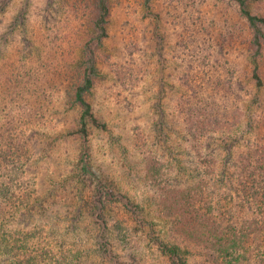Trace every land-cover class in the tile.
<instances>
[{
  "label": "trees",
  "instance_id": "trees-1",
  "mask_svg": "<svg viewBox=\"0 0 264 264\" xmlns=\"http://www.w3.org/2000/svg\"><path fill=\"white\" fill-rule=\"evenodd\" d=\"M221 1L214 18L224 12L225 34L206 45L210 57L184 68L176 103L181 153L142 147L146 189L133 195L99 182L91 163L92 129H107L90 95L100 77L98 49L109 37V0L75 3L79 11L92 9L77 59L62 45L57 52L47 35L41 47H22L17 64L28 65L25 74L0 68V264H85L92 254L101 264H154L141 233L165 264H264V101L252 92L253 85L264 87V15L251 8L263 0ZM153 2L145 0L148 8ZM235 21L248 66L229 59L224 44L233 40ZM35 62L51 65L49 81ZM49 86L55 90L47 94ZM62 98L81 113L69 132L83 146L75 175L79 204L63 220L59 213L45 219L51 193L35 170L38 146L49 138L41 129ZM86 213L101 228L87 251L78 234ZM63 221L69 223L61 227Z\"/></svg>",
  "mask_w": 264,
  "mask_h": 264
},
{
  "label": "rangeland",
  "instance_id": "rangeland-1",
  "mask_svg": "<svg viewBox=\"0 0 264 264\" xmlns=\"http://www.w3.org/2000/svg\"><path fill=\"white\" fill-rule=\"evenodd\" d=\"M217 1L154 0L148 8L145 0H109V37L98 49L100 77L90 95L94 112L107 125L106 130L92 129L90 143L91 163L99 182L133 195L146 189L142 147L159 153L166 150V155L167 148L176 155L181 153L176 103L187 65L202 63V58L210 57L206 45L212 36L225 34L224 12H216L214 18V7L220 5ZM75 3L77 0H1L0 68L6 71L16 67L18 73L25 74L28 65L17 64L22 47L27 43L41 47L42 37L47 35L55 38L57 52L62 46L69 48L77 59L89 36L88 17L92 9L79 11ZM251 8L264 15V0ZM240 26L236 21L231 23L235 37L224 44L230 49L229 59L248 66V60L242 56ZM37 64L41 76L49 81L51 65ZM260 64L264 77V56ZM34 67L32 64L33 70ZM31 73L36 76V71ZM252 89L264 101V87L258 89L253 85ZM54 90L49 86L47 94ZM63 98L53 103L55 110L49 116L52 119L41 129L44 137L49 138H42L44 142L38 146L41 159L35 170L42 179L44 192L51 193V213L45 219L59 213L63 220L79 204L75 175L81 167L83 146L69 132L78 128L81 113L70 108ZM187 167L191 168L188 163ZM100 229L86 213L78 233L86 251L94 248ZM141 240L146 258L154 264H165L159 253L146 246L147 234L141 233ZM91 257L90 263L85 264H101L97 256Z\"/></svg>",
  "mask_w": 264,
  "mask_h": 264
}]
</instances>
